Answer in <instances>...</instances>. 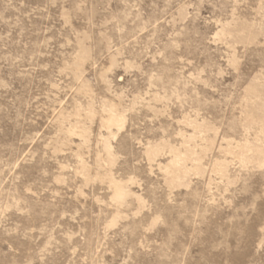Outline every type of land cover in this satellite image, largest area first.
I'll list each match as a JSON object with an SVG mask.
<instances>
[{
	"label": "rangeland",
	"instance_id": "374dc122",
	"mask_svg": "<svg viewBox=\"0 0 264 264\" xmlns=\"http://www.w3.org/2000/svg\"><path fill=\"white\" fill-rule=\"evenodd\" d=\"M0 264H264V0H0Z\"/></svg>",
	"mask_w": 264,
	"mask_h": 264
}]
</instances>
